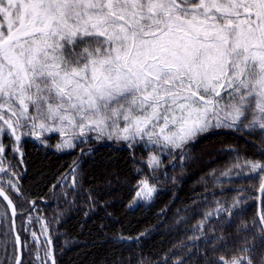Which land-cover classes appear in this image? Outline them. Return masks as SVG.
Instances as JSON below:
<instances>
[{"label": "snow or ice", "instance_id": "snow-or-ice-1", "mask_svg": "<svg viewBox=\"0 0 264 264\" xmlns=\"http://www.w3.org/2000/svg\"><path fill=\"white\" fill-rule=\"evenodd\" d=\"M214 129L264 133V0H0V137L14 139L13 152L40 130L60 133L58 149L93 132L129 147L179 149L183 162L186 145ZM6 150L0 138V157ZM147 164L162 166L151 153ZM234 167L264 173L258 161ZM137 189L132 204L156 191L146 177ZM0 196L15 214L3 187ZM243 202L216 201L215 214L231 223ZM212 215L196 226L201 233ZM251 226L264 243V208ZM236 227L250 231L243 221ZM221 261L253 264L250 256Z\"/></svg>", "mask_w": 264, "mask_h": 264}, {"label": "trees", "instance_id": "trees-1", "mask_svg": "<svg viewBox=\"0 0 264 264\" xmlns=\"http://www.w3.org/2000/svg\"><path fill=\"white\" fill-rule=\"evenodd\" d=\"M2 139L7 150L0 166L7 171L0 172V187L15 206V230L26 245L23 264H52L48 252L55 264H173L178 258L183 264H223L221 257L243 256L259 264L264 254L251 226L264 208V195L257 202L264 173L234 167L264 163L259 130L214 129L186 145L183 162L179 149L169 150L154 171L143 143L129 147L115 139H88L72 150H57L53 136H22L20 151L13 152L14 139ZM145 177L156 191L150 200L132 204L137 182ZM237 196L244 202L227 223V214H215V202L227 207ZM206 212L213 215L201 233L196 226ZM241 221L250 231H237ZM245 244L251 251L240 250ZM15 259L11 218L0 199V264Z\"/></svg>", "mask_w": 264, "mask_h": 264}, {"label": "rangeland", "instance_id": "rangeland-1", "mask_svg": "<svg viewBox=\"0 0 264 264\" xmlns=\"http://www.w3.org/2000/svg\"><path fill=\"white\" fill-rule=\"evenodd\" d=\"M28 131H31V130H28ZM4 135L7 136L6 134H4ZM95 135H96V133H93V132L86 133L87 139H85V137H80L79 139L73 140L74 147H72V148L63 147V148L58 149L57 148V144H60L62 142V140L64 139L63 137H61L60 133L58 131H42V130H40V136L42 138H43V136H53V139H50V141L52 143V147L57 149V150H72L73 148H75L76 146L82 144L86 140L94 139ZM27 136H33V135H27ZM0 138H2V137H0ZM104 139H107V138L105 137ZM147 150H148V156L151 153V154H154V155H158L159 159H161V157L163 155H166L169 152V150H171V149H169L168 151H163V150H157L155 148V146H151V147L147 148ZM149 184L152 185L151 183H149ZM139 201H144V200H138L137 202H139Z\"/></svg>", "mask_w": 264, "mask_h": 264}, {"label": "water", "instance_id": "water-1", "mask_svg": "<svg viewBox=\"0 0 264 264\" xmlns=\"http://www.w3.org/2000/svg\"><path fill=\"white\" fill-rule=\"evenodd\" d=\"M5 194L8 195L6 192H5ZM262 196H263L262 193L258 190V199H257L258 206L260 205ZM0 199L2 200V202L4 203V205L6 206L8 212H9L10 218H11L12 232H13V235H14V238H15V244H16V259H15V262H14V264H16L17 258L21 259V243L20 244L17 243L16 237L18 235L16 233L15 227L13 229V225L15 226V221L14 220H15L16 210H15V214H14L13 213V210H12V207L9 206L8 201L5 200L3 196H0Z\"/></svg>", "mask_w": 264, "mask_h": 264}, {"label": "flooded vegetation", "instance_id": "flooded-vegetation-1", "mask_svg": "<svg viewBox=\"0 0 264 264\" xmlns=\"http://www.w3.org/2000/svg\"><path fill=\"white\" fill-rule=\"evenodd\" d=\"M41 137V136H40Z\"/></svg>", "mask_w": 264, "mask_h": 264}]
</instances>
